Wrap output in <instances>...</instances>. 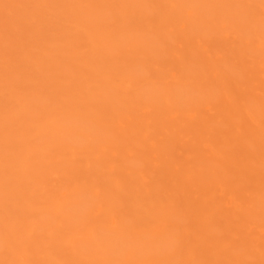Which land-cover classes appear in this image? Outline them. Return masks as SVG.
I'll return each instance as SVG.
<instances>
[{
	"label": "bare ground",
	"instance_id": "bare-ground-1",
	"mask_svg": "<svg viewBox=\"0 0 264 264\" xmlns=\"http://www.w3.org/2000/svg\"><path fill=\"white\" fill-rule=\"evenodd\" d=\"M0 264H264V0H0Z\"/></svg>",
	"mask_w": 264,
	"mask_h": 264
}]
</instances>
